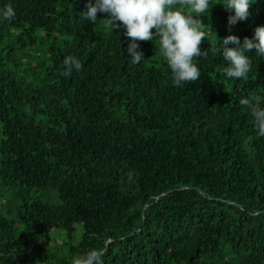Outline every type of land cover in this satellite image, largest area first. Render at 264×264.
<instances>
[{
    "label": "trees",
    "instance_id": "trees-1",
    "mask_svg": "<svg viewBox=\"0 0 264 264\" xmlns=\"http://www.w3.org/2000/svg\"><path fill=\"white\" fill-rule=\"evenodd\" d=\"M222 2L201 14L199 78L175 86L158 37L133 64L124 27L84 19L86 0H0L15 9L0 16V264L90 249L103 264H264V136L240 103L264 106V56L248 50L232 78L211 50L251 37L264 0L234 25ZM69 54L83 66L65 74Z\"/></svg>",
    "mask_w": 264,
    "mask_h": 264
},
{
    "label": "clouds",
    "instance_id": "clouds-1",
    "mask_svg": "<svg viewBox=\"0 0 264 264\" xmlns=\"http://www.w3.org/2000/svg\"><path fill=\"white\" fill-rule=\"evenodd\" d=\"M86 2L87 10L80 14L84 19L96 22L99 11L107 13L105 18L112 29L124 27V35L132 38L125 50L130 54L129 59L133 64L144 58L138 42L158 37L160 51L170 68L171 83L182 86L185 81H195L199 78L200 68L194 62V57L206 55L207 49L202 51L199 47L201 39L206 38L204 17L201 14L209 15V9L213 5L211 0H183L184 8L178 5V0H86ZM253 2L254 0H223V6L229 11L228 24L234 25L238 20L246 19L250 15L249 6ZM14 15L15 9L10 3L0 8V16L10 19ZM218 38L221 47L211 50L220 51L227 61L223 68L227 77L242 78L249 73L251 60L247 55L248 50L254 49L257 55L264 56V24L257 25L252 36H244L243 40L231 32ZM62 63L65 74H71L74 70L79 71L83 66L81 59L73 54L64 56ZM240 103L247 105L252 113L257 135L264 136V106L247 98H242ZM102 256L103 250L90 249L74 256L72 264H103Z\"/></svg>",
    "mask_w": 264,
    "mask_h": 264
},
{
    "label": "rangeland",
    "instance_id": "rangeland-1",
    "mask_svg": "<svg viewBox=\"0 0 264 264\" xmlns=\"http://www.w3.org/2000/svg\"><path fill=\"white\" fill-rule=\"evenodd\" d=\"M38 193L42 196V197H45V198H48L50 199L51 201H58V195L57 193L55 192V190H52V189H48V190H45V191H38ZM61 232L59 233H52V238L56 240H59L61 242V238L63 235H60Z\"/></svg>",
    "mask_w": 264,
    "mask_h": 264
}]
</instances>
